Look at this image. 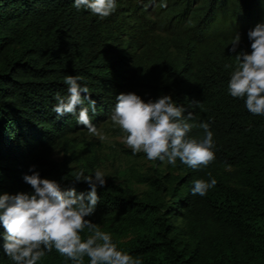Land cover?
I'll list each match as a JSON object with an SVG mask.
<instances>
[{
	"label": "trees",
	"instance_id": "obj_1",
	"mask_svg": "<svg viewBox=\"0 0 264 264\" xmlns=\"http://www.w3.org/2000/svg\"><path fill=\"white\" fill-rule=\"evenodd\" d=\"M166 3L116 0V10L101 18L74 0H0V195L32 193L23 179L32 166L62 189L90 191L74 182L79 172L67 158L49 157L87 130L75 115L53 112L57 94L69 95L67 75L79 77L96 101V112L89 109L96 128L111 120L121 93L144 102L170 95L184 116L194 114L188 138L202 141L199 124L210 125L215 160L199 169L166 163L138 179L146 185L140 193L106 180L85 219L142 264H264V116L228 90L232 40L239 33L237 51L250 53L247 33L264 24V0ZM80 171L93 172L86 164ZM213 178L205 196L192 195L195 180ZM3 233L0 224V264H14ZM91 234L81 232L82 241ZM37 264L74 262L53 249Z\"/></svg>",
	"mask_w": 264,
	"mask_h": 264
},
{
	"label": "clouds",
	"instance_id": "obj_2",
	"mask_svg": "<svg viewBox=\"0 0 264 264\" xmlns=\"http://www.w3.org/2000/svg\"><path fill=\"white\" fill-rule=\"evenodd\" d=\"M74 6L78 9L83 6L105 18L116 10V0H74ZM160 6L166 7V0H161ZM247 37L251 42L250 53L237 51L241 43L239 33L232 40L230 52L235 55L236 65L228 90L233 98L246 97L248 112L264 116V24H257L249 30ZM225 67L232 68L233 65ZM79 80L77 76L65 77L69 95L64 98L57 94L58 103L53 112L60 117L75 115L78 125L103 141L105 137L100 135L89 116V109L96 112V101L91 99L88 87L81 86ZM85 101L88 107L84 106ZM184 111L170 95L144 102L135 93H121L116 97L110 119L125 134L123 142L134 155L143 152L150 161L166 160L173 166L179 159L192 169L207 167L215 160L210 125L199 124L206 134L202 141L188 138L193 125L187 121L194 119V114L189 112L184 116ZM34 168H30L31 175L23 177L33 189L32 193L0 195L3 252L14 264H37L46 252L53 249L74 264H83L85 256L90 258V264H142L139 259L117 250L109 233L85 219L94 214L99 203L98 187L106 184L102 171L97 169L94 175L80 171L73 180L87 183L90 191L78 194L75 187L62 189L54 180L41 179ZM216 183L214 178L210 182L195 180L192 195L203 197ZM85 229L92 234L82 241L80 233Z\"/></svg>",
	"mask_w": 264,
	"mask_h": 264
},
{
	"label": "rangeland",
	"instance_id": "obj_3",
	"mask_svg": "<svg viewBox=\"0 0 264 264\" xmlns=\"http://www.w3.org/2000/svg\"><path fill=\"white\" fill-rule=\"evenodd\" d=\"M97 131L105 139L101 141L85 130L71 137V145H60L49 152L53 160L67 158L70 165L80 172L82 164H86L94 175L99 169L106 180L114 183L131 185L138 193L146 188L138 179L143 176L153 175L154 169H162L167 161L147 159L145 153L133 154L131 149L124 144V133L111 120L99 125Z\"/></svg>",
	"mask_w": 264,
	"mask_h": 264
}]
</instances>
